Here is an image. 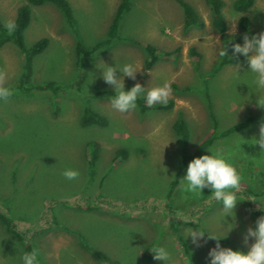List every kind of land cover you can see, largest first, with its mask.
Instances as JSON below:
<instances>
[{
	"label": "rangeland",
	"instance_id": "obj_1",
	"mask_svg": "<svg viewBox=\"0 0 264 264\" xmlns=\"http://www.w3.org/2000/svg\"><path fill=\"white\" fill-rule=\"evenodd\" d=\"M68 1L81 45L91 51L79 56L76 36L55 6L32 8L26 45L41 38H47L49 45L32 61L31 84L53 83L54 88L32 89L0 101V212L20 221L22 236L32 249H39L40 264H189L182 242L192 264H210L208 253L217 241L208 235L230 242V246L219 242L221 247L247 252L244 234L256 221L244 200L237 198L236 208L226 216L222 202L210 199V191L183 192L178 185L169 203L178 218L179 237L162 207L184 149L174 123L186 124L187 150L193 151L214 125L227 129L250 116L255 121L249 128L218 140L202 156L220 155L232 164L242 176L241 187L263 193L258 201L264 207V151L252 144L253 138H259L264 109L256 104L261 90L247 58L208 77L223 42L211 27L205 0H184L203 21L202 28L184 27L175 0H131L130 10L119 23L118 38L93 51L107 39L120 0ZM223 1L228 34H239L242 15L264 33V0H255L243 14L233 10L234 0ZM25 3L0 0L2 23L13 22L17 8ZM146 45L175 53L147 69ZM129 63L141 71L135 80L124 77L125 90L140 83L146 89L138 99L146 102L148 88L168 82L170 109L146 103L145 111L137 104L135 110L120 113L111 107L115 91L104 82L100 67ZM22 67V55L13 43L0 48V69L8 74L6 86H16ZM117 76L123 74L117 71ZM85 108L104 116L107 125L82 127ZM66 169L78 170L79 178L67 180L62 175ZM94 195L125 206L149 198L158 199L160 205L132 213L104 206L72 209L62 204L46 209L51 201L72 202ZM190 219L197 223L190 224ZM188 228L205 233L199 246L187 238ZM36 229L42 232L35 233ZM157 247L170 253L168 261L154 259L152 250ZM94 250L106 259L97 258ZM24 252V244L7 233L0 221V264H22Z\"/></svg>",
	"mask_w": 264,
	"mask_h": 264
},
{
	"label": "trees",
	"instance_id": "obj_2",
	"mask_svg": "<svg viewBox=\"0 0 264 264\" xmlns=\"http://www.w3.org/2000/svg\"><path fill=\"white\" fill-rule=\"evenodd\" d=\"M175 2L180 6L183 13V22L185 28L196 27L202 28L204 27L203 21L199 18L195 10L184 0H175ZM206 6L210 13V23L212 29L218 33L223 42V50L227 54L220 55L219 60L214 64L211 69L208 77H211L217 74L224 66L227 65H240L245 61V57L242 54H236L233 52L234 44H243V37L245 34L251 36L258 35L260 32L255 28L250 18L246 15H242L238 21L239 34H228V23L223 13V8L225 3L223 0H205ZM45 4H51L57 8L60 12L62 18L66 22L69 29L74 33L77 39V48L79 52V56H82L86 52H90L91 50L85 49L81 45V40L77 33V22L73 15V9L68 0H26V3L19 6L16 10V15L14 18V30L9 32L8 29L5 28V25L2 23L0 19V48H2L6 43L11 42L13 45L19 50L22 55L23 67L22 73L18 78V82L14 88H11L14 92L20 94L29 93L32 89L36 90H50L54 88L53 83H46L44 85H32L31 77H32V61L35 57L42 54L49 45V40L47 38H41L30 46L26 45L25 42V32L29 27L32 21V8L40 7ZM255 4V0H234L232 4V8L236 13L243 14L249 11ZM131 0H120L115 15L112 19V22L109 26L107 39L103 42H100L94 46L92 49H99L105 45H108L112 40L118 38V29L119 23L122 20L125 13L130 10ZM146 51L149 53L150 58L146 61V68H151L159 59L168 58L170 55H173L175 52L166 53L159 52L154 47L150 45L145 46ZM191 54L198 58L199 55L194 50H191ZM80 65V64H79ZM81 67V66H80ZM60 88H57L59 90ZM204 93H206L204 91ZM142 109L147 108L145 105L146 102H143L140 99H137L136 102ZM173 105L172 101H168L164 104L155 105L156 109L167 110L170 109ZM255 121L254 117H247L244 121L238 122L227 129H219L214 125L210 134H208L205 138L201 140V142L194 148L193 151L187 150V144L189 141V131L186 124L183 121H176L173 125L174 132L179 139L183 149V153L181 154L180 159L178 160L176 171L174 173L173 180L169 185V190L167 195L162 199L163 200V209L170 216V222L173 230L175 231V235L177 237L178 233L176 232V225L178 223V218H175V211L172 205L169 203L171 196L179 185V181L186 175L187 166L189 162L199 156H202L210 147H212L218 140L228 138L229 136L243 131ZM108 123L107 119L96 113L90 108H85L83 114L80 118V125L82 127H90V126H99L104 127ZM205 192H209V189H205ZM263 195L260 191H254L249 187H241V190L236 193L237 198H240L245 201V204L248 210L251 212L255 221L261 216H264V207L258 201ZM250 198L254 200H249ZM214 201V200H213ZM218 202V201H215ZM56 204H62L66 207H70L72 209H86V208H112L115 211L129 212L132 213L136 210H143V208L155 209L160 205L158 199H144L141 201L134 202L131 205H120V203H115L114 200L110 198H105L100 195H94L92 197H78L75 198L72 202L68 200L61 201H51L46 209L52 208ZM159 204V205H156ZM202 210H204L202 208ZM196 212L195 215L201 213V211ZM175 216V217H174ZM173 217V218H172ZM0 221L3 224L5 230L10 235L14 236L18 241H21L24 244L25 252L31 251L32 248L29 242L22 236V232L20 229V221H16L12 218H9L5 213L0 212ZM190 224H196L197 220L190 219ZM40 229H36L35 233H40ZM42 232V231H41ZM219 242L227 244L230 246V242L227 239H220ZM182 246L184 252L186 254V258L188 259L189 264H192L191 255L187 248V246L182 242ZM87 247V246H85ZM88 248V247H87ZM97 258H101L100 260H105L106 258L102 256L98 251L94 250Z\"/></svg>",
	"mask_w": 264,
	"mask_h": 264
},
{
	"label": "clouds",
	"instance_id": "obj_3",
	"mask_svg": "<svg viewBox=\"0 0 264 264\" xmlns=\"http://www.w3.org/2000/svg\"><path fill=\"white\" fill-rule=\"evenodd\" d=\"M5 28L9 32L14 30V23L8 21ZM244 43L234 44L233 50L236 54H242L247 58L250 71L255 74L254 83L261 92L258 94L256 104L264 109V33L249 36L245 34ZM227 53L221 52V55ZM102 78L105 83L112 86L115 95L110 97L111 107L120 113H127L135 110L137 99L141 93L145 92V87L136 83L130 90H125L124 77L136 79L137 73L141 70L134 64H124L121 67H112L105 64ZM117 71L123 76L118 77ZM8 74L0 69V101L7 102L13 95V90L6 86ZM171 96V87L168 82L162 86L151 87L146 92V103L149 106L155 104L167 103ZM253 145H259L264 151V123L259 129V138H253ZM62 175L67 180H76L79 178V171L66 169ZM242 176L238 170L220 155H203L192 159L188 166L186 175L179 181V189L183 192L199 194L209 189L211 192L210 199L222 202L223 211L226 216L231 215L237 206L236 193L241 190ZM249 200H254L250 198ZM190 222V221H187ZM187 238L191 237L192 242L199 246L200 240L205 233L199 229H185ZM208 235V234H207ZM209 239H214L217 244L210 250L208 256L210 264H264V216L257 219L255 227L249 226L244 234L243 242L248 246L247 252L233 250L232 248L221 247L219 238L214 235H208ZM251 241V243H250ZM155 260L168 261L170 253L164 247H157L152 250ZM39 249L33 248L31 251L24 252L21 255L22 264H40L38 259Z\"/></svg>",
	"mask_w": 264,
	"mask_h": 264
}]
</instances>
